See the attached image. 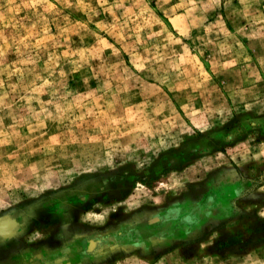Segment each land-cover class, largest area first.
<instances>
[{"label": "rangeland", "instance_id": "obj_1", "mask_svg": "<svg viewBox=\"0 0 264 264\" xmlns=\"http://www.w3.org/2000/svg\"><path fill=\"white\" fill-rule=\"evenodd\" d=\"M0 229V264H264V0H0Z\"/></svg>", "mask_w": 264, "mask_h": 264}, {"label": "water", "instance_id": "obj_2", "mask_svg": "<svg viewBox=\"0 0 264 264\" xmlns=\"http://www.w3.org/2000/svg\"><path fill=\"white\" fill-rule=\"evenodd\" d=\"M2 228H3V232L6 231L5 234H7V231H10V229H9V225H8V224H4V225H2ZM0 231H2V230L0 229Z\"/></svg>", "mask_w": 264, "mask_h": 264}, {"label": "flooded vegetation", "instance_id": "obj_3", "mask_svg": "<svg viewBox=\"0 0 264 264\" xmlns=\"http://www.w3.org/2000/svg\"><path fill=\"white\" fill-rule=\"evenodd\" d=\"M94 242H95V247H94V249H93V253L96 252V249H97V247H98V245H99V243H98L97 241H94Z\"/></svg>", "mask_w": 264, "mask_h": 264}]
</instances>
